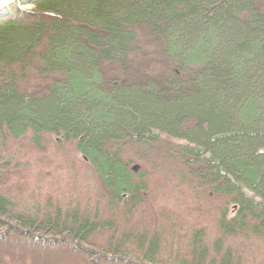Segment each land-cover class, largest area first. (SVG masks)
<instances>
[{
    "label": "trees",
    "instance_id": "trees-1",
    "mask_svg": "<svg viewBox=\"0 0 264 264\" xmlns=\"http://www.w3.org/2000/svg\"><path fill=\"white\" fill-rule=\"evenodd\" d=\"M233 241L264 248V0L1 8L0 264H250Z\"/></svg>",
    "mask_w": 264,
    "mask_h": 264
},
{
    "label": "rangeland",
    "instance_id": "rangeland-1",
    "mask_svg": "<svg viewBox=\"0 0 264 264\" xmlns=\"http://www.w3.org/2000/svg\"><path fill=\"white\" fill-rule=\"evenodd\" d=\"M26 10H35L34 7H26ZM253 197V196H252ZM235 213V208H231L230 210V216L232 217ZM233 247L234 250L237 253L242 254L244 257L249 256L251 257L250 264H264V248L259 249L255 246L251 247L241 241H233Z\"/></svg>",
    "mask_w": 264,
    "mask_h": 264
},
{
    "label": "snow or ice",
    "instance_id": "snow-or-ice-1",
    "mask_svg": "<svg viewBox=\"0 0 264 264\" xmlns=\"http://www.w3.org/2000/svg\"><path fill=\"white\" fill-rule=\"evenodd\" d=\"M10 2H11V0H0V7L6 5V4L10 3Z\"/></svg>",
    "mask_w": 264,
    "mask_h": 264
},
{
    "label": "water",
    "instance_id": "water-1",
    "mask_svg": "<svg viewBox=\"0 0 264 264\" xmlns=\"http://www.w3.org/2000/svg\"><path fill=\"white\" fill-rule=\"evenodd\" d=\"M17 1H18V0H11L10 3H8V4H6V5L2 6V7H0V9L3 8V7H6V6H8V5H11V4H13V3H15V2H17Z\"/></svg>",
    "mask_w": 264,
    "mask_h": 264
}]
</instances>
